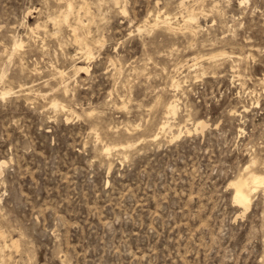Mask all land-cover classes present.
<instances>
[{
	"label": "rangeland",
	"instance_id": "1",
	"mask_svg": "<svg viewBox=\"0 0 264 264\" xmlns=\"http://www.w3.org/2000/svg\"><path fill=\"white\" fill-rule=\"evenodd\" d=\"M0 91V264H264V0H0Z\"/></svg>",
	"mask_w": 264,
	"mask_h": 264
},
{
	"label": "bare ground",
	"instance_id": "2",
	"mask_svg": "<svg viewBox=\"0 0 264 264\" xmlns=\"http://www.w3.org/2000/svg\"><path fill=\"white\" fill-rule=\"evenodd\" d=\"M71 6V4L69 5V7ZM73 8V7H72ZM158 17V16H156ZM164 18H166L164 16ZM194 18V17H193ZM78 21L79 18H77ZM160 19V18H159ZM158 19V20H159ZM189 19V17H188ZM67 20V19H66ZM161 20V19H160ZM169 20V19H168ZM190 20V19H189ZM193 20V19H192ZM191 21V20H190ZM66 22V21H65ZM77 22V21H76ZM75 22V23H76ZM165 22H167L165 20ZM188 22V20H187ZM185 22V23H187ZM80 23V22H79ZM83 23V22H82ZM82 25V24H81ZM159 25V24H158ZM165 25V23H164ZM188 26V25H187ZM75 28V27H74ZM85 28V27H84ZM77 29V28H76ZM75 29V30H76ZM171 32H172V29H170ZM175 30V29H174ZM180 30V29H179ZM174 32V31H173ZM193 34V33H192ZM83 40V39H82ZM81 41V40H80ZM78 42V41H77ZM16 46H15V49L19 48L22 46V43L19 44V42L15 43ZM81 45V44H80ZM89 45V44H88ZM86 46V45H85ZM87 49H89L87 47ZM90 50V49H89ZM90 52V51H89ZM88 52V53H89ZM79 71H85L87 70V68H79L78 69ZM59 73V72H58ZM62 73V72H61ZM60 73V74H61ZM4 74V73H3ZM66 76V74H65ZM63 77V76H61ZM64 78V77H63ZM65 79V78H64ZM3 82V80H2ZM62 82V81H61ZM65 83V82H64ZM62 83V84H64ZM9 94V91L7 92H1L0 91V97H5ZM57 106V104L55 105ZM59 107V106H58ZM64 108V107H63ZM169 108V107H168ZM170 109H171V114L173 113L174 115L176 114V111H177V107L175 105H171L170 106ZM168 112V111H167ZM164 126V125H163ZM166 128V126H165ZM204 128V127H203ZM199 131V130H198ZM108 150V149H107ZM106 150V151H107ZM109 151V150H108ZM6 163L5 162H1L0 163V175L3 173L2 171V168L3 166L5 165ZM2 176V175H1ZM234 187H235V193H234V202L237 204V206H239L241 209L244 210V212H248L251 208V205H252V195L256 192V190L259 188V187H262L264 186V176L262 175H257L255 173H249L248 174V177L246 178H242L240 180H238L237 182L233 183L232 184Z\"/></svg>",
	"mask_w": 264,
	"mask_h": 264
}]
</instances>
